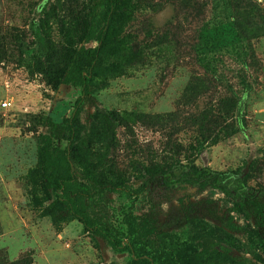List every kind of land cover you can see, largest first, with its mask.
Here are the masks:
<instances>
[{"label": "rangeland", "instance_id": "rangeland-1", "mask_svg": "<svg viewBox=\"0 0 264 264\" xmlns=\"http://www.w3.org/2000/svg\"><path fill=\"white\" fill-rule=\"evenodd\" d=\"M119 3L126 16L121 37L142 61L76 102L79 88L47 85L37 72L42 33H50L62 62L67 48L97 46L83 40L84 22L102 16L104 0H0V264L23 256L31 264H174L175 248L205 224L238 261L264 264L254 211L244 220L211 188L146 185L148 171L181 163L239 170L249 186L264 188V0ZM95 107L115 118L106 165L117 187L109 207L129 250L83 233L75 218L54 226L25 195L49 122L77 111L85 128ZM148 214L160 226L185 216L193 225L168 227L169 246L150 248L134 233L137 218Z\"/></svg>", "mask_w": 264, "mask_h": 264}, {"label": "trees", "instance_id": "trees-1", "mask_svg": "<svg viewBox=\"0 0 264 264\" xmlns=\"http://www.w3.org/2000/svg\"><path fill=\"white\" fill-rule=\"evenodd\" d=\"M104 5L102 16H89L84 22L83 40L96 42L97 46L67 48L63 62L57 57L50 33H42V59L37 62V72L47 85L79 88L76 102L107 88L111 80L124 75L127 67L143 58L139 50L121 37L126 16H121L123 7L119 0H104ZM62 31L71 46L72 37L65 34L64 25ZM114 120L111 113L95 107L85 128L77 111L60 122H49L47 132L38 136L37 161L27 173L25 195L28 204L40 208L41 215L48 217L54 226L75 218L83 233L104 240L117 251L130 247L121 246L109 207V191L117 187L106 165L107 154L114 144ZM63 141L64 147L58 144ZM147 175L146 185L150 189L160 181L168 187L191 185L223 193L231 199L232 211L240 213L244 220L250 221L254 211L256 221L262 223L256 234L264 241V188L249 186L241 171H217L177 163L165 170L155 168ZM192 221L185 216L160 226L148 214L137 218L134 233L146 247L169 246L167 228L193 225ZM205 225L191 241L175 248L174 264H246L220 248V236L214 227ZM226 225L235 228L230 221ZM127 227L133 230L131 224ZM31 263V259L23 256L12 264Z\"/></svg>", "mask_w": 264, "mask_h": 264}, {"label": "built area", "instance_id": "built-area-1", "mask_svg": "<svg viewBox=\"0 0 264 264\" xmlns=\"http://www.w3.org/2000/svg\"><path fill=\"white\" fill-rule=\"evenodd\" d=\"M9 104H10V103H9L8 101H4V102L1 103V106H2L3 108H5V107H8Z\"/></svg>", "mask_w": 264, "mask_h": 264}]
</instances>
